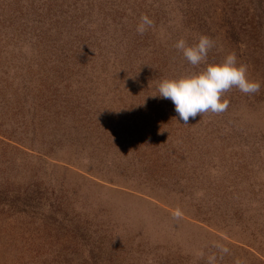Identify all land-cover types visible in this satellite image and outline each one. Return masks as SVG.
<instances>
[{"label":"rangeland","instance_id":"rangeland-1","mask_svg":"<svg viewBox=\"0 0 264 264\" xmlns=\"http://www.w3.org/2000/svg\"><path fill=\"white\" fill-rule=\"evenodd\" d=\"M200 34L261 87L186 125L153 95ZM213 254L264 264V0H0V264Z\"/></svg>","mask_w":264,"mask_h":264},{"label":"clouds","instance_id":"clouds-1","mask_svg":"<svg viewBox=\"0 0 264 264\" xmlns=\"http://www.w3.org/2000/svg\"><path fill=\"white\" fill-rule=\"evenodd\" d=\"M152 24L147 15H141L136 31L143 34ZM214 43L211 37L203 34L198 35L192 44L183 38L178 39L174 44L175 49L199 70L174 78H163L155 83L157 94L153 97L170 99L178 118L186 125L189 118L197 114L225 111L229 101L223 99V94L233 87L245 94L260 90L261 84L248 78L247 65L239 62L235 51L228 52L219 62H209V51ZM214 247L221 253L229 251L219 242ZM215 261V254L208 257V264H215Z\"/></svg>","mask_w":264,"mask_h":264}]
</instances>
